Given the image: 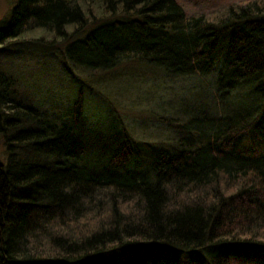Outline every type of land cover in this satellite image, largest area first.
<instances>
[{"label": "trees", "instance_id": "16d2710c", "mask_svg": "<svg viewBox=\"0 0 264 264\" xmlns=\"http://www.w3.org/2000/svg\"><path fill=\"white\" fill-rule=\"evenodd\" d=\"M9 22L0 44L41 32L35 42L60 50L69 70L145 65L174 79L216 72L220 101L264 77V0L195 17L178 0H18ZM14 86L0 71V138L9 154L0 162V264L264 259V108L193 118L167 149L134 139L122 124L95 171L82 163V93L74 126L59 127ZM247 134L256 152L238 153ZM16 148L54 161L20 159ZM144 158V171H121Z\"/></svg>", "mask_w": 264, "mask_h": 264}, {"label": "rangeland", "instance_id": "374dc122", "mask_svg": "<svg viewBox=\"0 0 264 264\" xmlns=\"http://www.w3.org/2000/svg\"><path fill=\"white\" fill-rule=\"evenodd\" d=\"M246 1L178 0L192 17L208 16L226 4ZM17 2L0 0V30L10 21ZM41 38V32L30 33L25 38H12L10 42L0 44V71L14 80V89L26 105L39 110L59 127L74 126L72 113L76 98L82 93V138L86 147L82 163L95 171L106 166L112 155L111 136L122 124L134 139L147 142L156 149H167L183 136L187 131L185 125L193 118L264 108V77L261 83L240 87L220 101L215 97L216 72L204 77L194 75L174 79L145 65L119 66L109 73L73 66L69 70L60 50L35 42ZM1 39L2 42L9 41L6 34L0 32ZM222 59L223 55L218 62ZM260 85L262 90H257ZM260 131L264 139V127ZM2 139L0 162L6 165L8 147ZM12 143L16 146L18 142ZM255 143L257 145L253 134H247L236 151L256 152ZM16 152L20 159L32 163L54 161L31 148H16ZM147 165L145 158L130 159L121 171L139 173ZM121 257L128 260L129 255ZM255 259H239L234 264H264V259Z\"/></svg>", "mask_w": 264, "mask_h": 264}]
</instances>
